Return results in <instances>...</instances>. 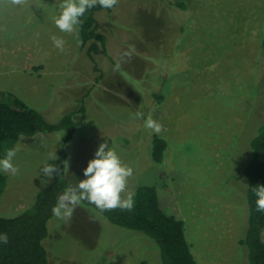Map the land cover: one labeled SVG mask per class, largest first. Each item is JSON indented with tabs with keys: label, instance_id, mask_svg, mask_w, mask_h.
<instances>
[{
	"label": "rangeland",
	"instance_id": "1",
	"mask_svg": "<svg viewBox=\"0 0 264 264\" xmlns=\"http://www.w3.org/2000/svg\"><path fill=\"white\" fill-rule=\"evenodd\" d=\"M61 2L0 0V92L49 122L76 112L69 142L59 131L13 144L19 171L5 173L0 216L29 206L63 148L75 188L107 141L133 169L122 198L156 186L161 208L184 220L198 264H250L238 240L248 221L250 141L264 125V0H118L96 13L108 54L92 58L79 28L56 27ZM52 36L65 41L62 51ZM149 116L167 141L161 163ZM48 229L52 264H163L154 239L84 204L68 220L53 216Z\"/></svg>",
	"mask_w": 264,
	"mask_h": 264
},
{
	"label": "trees",
	"instance_id": "2",
	"mask_svg": "<svg viewBox=\"0 0 264 264\" xmlns=\"http://www.w3.org/2000/svg\"><path fill=\"white\" fill-rule=\"evenodd\" d=\"M170 4L182 8L187 6L182 2L171 1ZM114 8L104 9L97 4L82 17L83 23L78 28L82 44L87 46L90 43L87 50L90 58L93 53L108 54L107 36L99 29L96 13L101 10L112 11ZM80 111H85L84 104ZM75 113L67 112L57 122H49L40 111L14 94L0 92V158L21 138L34 137L41 132L64 131V141L69 142L76 129ZM250 144L253 155L245 170L249 182L248 221L238 241L246 245L250 264H264V212L256 210L257 198L252 191L253 187L264 185V125ZM166 148L165 138L155 134L152 155L157 162H163ZM66 158L63 148L54 165L58 171L43 184L23 212L13 217L0 216V233H7L9 238L7 244H0V264H52L45 241L49 236L48 222L54 216L52 208L57 204L59 196L70 187ZM7 180L8 175L0 172V196ZM134 200L131 211L116 208L100 212L87 201L81 204L93 207L115 225L150 236L158 245L163 264H198L186 237L184 220L161 208L156 186H139L134 192Z\"/></svg>",
	"mask_w": 264,
	"mask_h": 264
},
{
	"label": "clouds",
	"instance_id": "3",
	"mask_svg": "<svg viewBox=\"0 0 264 264\" xmlns=\"http://www.w3.org/2000/svg\"><path fill=\"white\" fill-rule=\"evenodd\" d=\"M21 3V0H15ZM118 0H62L60 13L54 17V23L61 32L73 33L78 31V27L83 23L82 17L85 13L99 4L104 9H112ZM54 47L64 49L65 41L62 38L52 36ZM142 116V113H137ZM145 127L152 129L159 134L162 125L149 116L145 120ZM16 149H8L4 156L0 158V172H11L17 174L19 169L14 164ZM58 169L48 164L42 172L51 178ZM84 179L79 180L75 188H67L60 196L57 204L52 208L53 215L59 220L71 218L75 207L82 201H87L94 205L100 212L110 211L116 208L131 211L134 207V193L128 192L127 198H122L121 194L126 191L128 178L133 175V169L125 165L114 145L110 147L105 141L99 144L94 158H92L84 169ZM256 196V210L264 212V185L252 188ZM7 233H0V244L8 243Z\"/></svg>",
	"mask_w": 264,
	"mask_h": 264
},
{
	"label": "crops",
	"instance_id": "4",
	"mask_svg": "<svg viewBox=\"0 0 264 264\" xmlns=\"http://www.w3.org/2000/svg\"><path fill=\"white\" fill-rule=\"evenodd\" d=\"M116 6H117V5H116ZM116 6H115V7H116Z\"/></svg>",
	"mask_w": 264,
	"mask_h": 264
}]
</instances>
